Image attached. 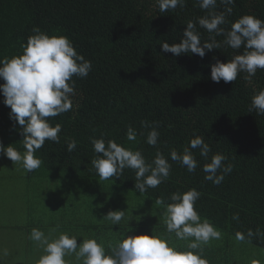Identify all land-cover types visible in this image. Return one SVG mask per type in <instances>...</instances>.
<instances>
[{"label":"trees","instance_id":"obj_1","mask_svg":"<svg viewBox=\"0 0 264 264\" xmlns=\"http://www.w3.org/2000/svg\"><path fill=\"white\" fill-rule=\"evenodd\" d=\"M227 7L232 9L230 15L217 0L215 11L226 15L227 23L221 26L225 31L245 15L264 21V0H234ZM208 14L196 0H186L183 7L166 12L159 10L157 0H0V59L22 54L21 44L33 35L34 27L49 36L68 37L92 69L83 79L73 77L77 93L72 97L73 108L48 118L52 126L61 125L60 142L45 141L35 153L42 164L34 171L65 183L87 180L115 185L154 203L158 198L171 203L172 193L196 189L201 196L195 210L221 232V239L212 240L202 255L210 264H219L222 259L227 263L226 249L233 241L264 255V235H255L257 230L264 233V115L249 110L252 97L264 90V70H257L251 80L241 72L234 82L214 83L211 65L217 60L230 61L244 51L223 45L224 36H215L222 46L206 52L202 59L190 53L174 57L161 51L163 42H180L188 21ZM197 30L202 44L210 42L205 29L197 24ZM10 111L0 95V144L23 153V137L19 126L10 120ZM142 121L159 123L155 147L146 143L150 129L142 128ZM129 126L144 135L128 141ZM197 136L204 137L211 151L205 159L199 149L193 150L198 167L190 173L171 160L170 152L175 149L182 154ZM93 138L139 150L148 163L160 151L171 164L169 178L144 193L135 189V171L131 169H125L118 179L100 180L91 164L97 156ZM70 140L77 142L72 152L67 150ZM218 153L226 157L224 165L230 163L233 168L216 185L205 180L202 168ZM27 175L34 182L33 173ZM140 207L132 211L137 213ZM234 214L238 220L233 219ZM126 227L141 235L166 232V224L160 220ZM249 230L252 237L247 235ZM237 233H243L245 240H238Z\"/></svg>","mask_w":264,"mask_h":264},{"label":"clouds","instance_id":"obj_2","mask_svg":"<svg viewBox=\"0 0 264 264\" xmlns=\"http://www.w3.org/2000/svg\"><path fill=\"white\" fill-rule=\"evenodd\" d=\"M159 10L166 12L178 6L183 7L186 0H157ZM202 10H208L207 16L197 21H188L179 43L160 44L161 51L171 53L174 57L182 54H195L201 59L206 52L219 49L222 44L217 42L215 36H224L223 45L233 50L244 49L242 54L235 55L227 62L216 61L211 65L210 79L214 83L234 82L241 72L247 73L246 80L256 74L257 70H264V21L252 15H245L231 24L225 31L222 25L227 23L226 15L231 14L234 0H219L225 5V12H216L217 0H196ZM197 24L205 29L209 41L201 43ZM33 35L29 36L26 44H21L22 54L12 58L0 59V95L3 104L10 108L9 118L20 128L25 151L21 153L12 145L4 147L0 144V154L20 165L26 173H32L41 167L42 161L35 156L46 140L54 143L60 142L59 123L52 126L48 118L57 117L73 108L72 97L76 96L75 80L73 77L83 79L92 69L90 61L78 54L72 42L66 36H57L42 32L39 28L32 29ZM214 34V35H212ZM250 111L255 110L258 115H264V90L259 91L251 99ZM142 128L150 129L146 135V143L155 147L158 143V122L142 121ZM138 133L133 127L127 128L128 141H136ZM93 150L97 154L91 161L100 180L118 179L125 169L135 171V189L139 193L146 192L149 188L155 189L169 178L171 164L160 151L156 152L151 163L146 162L141 151L126 149L114 140L105 142L103 138L91 139ZM77 142L70 140L67 150L76 149ZM199 149L202 158L207 159L211 151L205 143L204 137L197 136L190 140L189 145L178 153L171 150L172 161L179 162L193 173L198 167V161L193 150ZM226 157L215 154L209 163L203 165L205 180L219 185L226 174L231 173L232 164L224 165ZM218 172L220 174H218ZM201 193L190 189L184 193L176 192L170 195L171 203H165L163 198L156 199L157 205L164 208V222L168 233H174L176 239L189 241L188 251H179L170 246L168 240L158 236L138 235L109 243L106 247L96 239L86 238L79 244L76 236L60 233L58 238H50L39 229L31 230L30 239L43 249L38 264H69L65 259L74 254L77 262L82 264H209L203 258V245L212 240L221 239V232L207 219H202L195 210V203ZM125 216V211H109L105 218L113 225H119ZM233 219H239L234 214ZM56 229L50 230L56 232ZM248 237L254 233L249 230ZM255 235H264L259 230ZM238 240H245L243 233H237ZM198 250V251H194Z\"/></svg>","mask_w":264,"mask_h":264},{"label":"crops","instance_id":"obj_3","mask_svg":"<svg viewBox=\"0 0 264 264\" xmlns=\"http://www.w3.org/2000/svg\"><path fill=\"white\" fill-rule=\"evenodd\" d=\"M4 173L0 174V181L2 177H6ZM32 173L36 179L34 182L26 181L24 190L18 195L20 197L11 198L7 202L0 201V264H38L44 252L30 239L33 228L43 231L50 238H58L60 233L74 235L78 239V244L83 239L93 238L98 243H103L107 249L109 243H115L126 236L141 235V232L129 230L126 226L137 225L140 222L154 223L158 220L165 224L164 209L152 201L127 194L121 187L107 183L96 184L87 180L65 183L64 180L50 175L35 171ZM12 190L15 193V189L10 188H4L2 191L12 193ZM16 199L22 201L23 210L17 206ZM137 206L141 207L135 213L132 209ZM116 210L125 211L119 225H113L105 218L109 211ZM57 226L59 227L56 232L50 231ZM151 235L168 240L170 246L179 251L189 250L187 248L189 241L178 240L174 233L170 234L167 230L165 234L160 231ZM210 242L202 246L203 250L211 247ZM246 249L245 256L249 255L252 258L244 256L243 252ZM65 259L69 264H82L75 260L74 254ZM226 260L227 263L223 259L220 263L263 264L264 255L244 243L233 241L230 248L226 249Z\"/></svg>","mask_w":264,"mask_h":264},{"label":"rangeland","instance_id":"obj_4","mask_svg":"<svg viewBox=\"0 0 264 264\" xmlns=\"http://www.w3.org/2000/svg\"><path fill=\"white\" fill-rule=\"evenodd\" d=\"M1 157H4V159ZM4 170L6 171L5 173ZM2 173H4L6 177H2L0 181V201L7 202L10 201L11 198L20 197L18 195L24 190L26 181L31 180L28 178L27 173L20 165L13 163L4 155L0 154V174ZM4 188L15 189V193H13L14 190L11 191L12 193L2 191ZM16 202H18L17 206L23 210L22 201L16 199ZM4 234H10V232H4Z\"/></svg>","mask_w":264,"mask_h":264}]
</instances>
